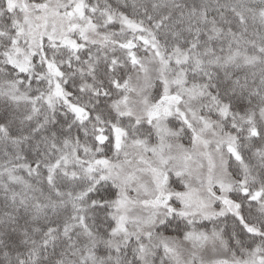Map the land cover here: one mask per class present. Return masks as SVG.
I'll list each match as a JSON object with an SVG mask.
<instances>
[{
    "label": "snow or ice",
    "instance_id": "1",
    "mask_svg": "<svg viewBox=\"0 0 264 264\" xmlns=\"http://www.w3.org/2000/svg\"><path fill=\"white\" fill-rule=\"evenodd\" d=\"M0 264H264V0H0Z\"/></svg>",
    "mask_w": 264,
    "mask_h": 264
}]
</instances>
